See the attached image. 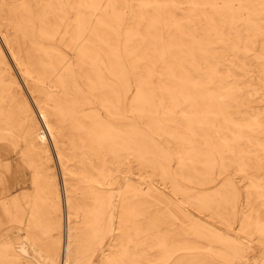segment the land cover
<instances>
[{"label":"rangeland","instance_id":"obj_1","mask_svg":"<svg viewBox=\"0 0 264 264\" xmlns=\"http://www.w3.org/2000/svg\"><path fill=\"white\" fill-rule=\"evenodd\" d=\"M0 155V264H264V0H0Z\"/></svg>","mask_w":264,"mask_h":264},{"label":"bare ground","instance_id":"obj_2","mask_svg":"<svg viewBox=\"0 0 264 264\" xmlns=\"http://www.w3.org/2000/svg\"><path fill=\"white\" fill-rule=\"evenodd\" d=\"M130 179H131V177H130ZM138 179H140L141 180V182H146V183H151V185L153 184L152 182H150L149 180H145V178H138ZM134 180V179H133ZM148 183V184H149ZM160 188V187H159ZM161 191V190H160ZM118 193V192H117ZM119 196V195H118ZM14 204V203H13ZM180 204V203H179ZM182 207V206H181ZM184 207V206H183ZM186 207V206H185ZM14 208V207H13ZM114 208V207H113ZM185 209H187V208H185ZM113 211V210H112ZM194 212V211H193ZM114 213V212H113ZM196 214V213H195ZM200 216V215H199ZM202 217V216H201ZM203 218V217H202ZM205 220V219H204ZM201 223H202V221H201ZM203 224V223H202ZM113 226V220L110 222V228ZM217 231V230H216ZM222 232V231H221ZM240 237V239H242V242L243 241H245V242H247L248 244H250V246H253L252 245V242H250L248 239H246L245 237H243V236H239ZM16 241H18V240H16ZM23 242H28V240L26 239V238H23L21 241H20V243H23ZM235 243V242H234ZM236 244V243H235ZM255 246V245H254ZM7 247V246H6ZM234 247V246H233ZM31 248L33 249V251H34V253H35V255L39 258V260L42 262V263H46V264H56L54 261H51V260H48L46 257H44L42 254H41V252L37 249V248H34L33 246H31ZM246 259V258H245ZM243 261V260H242Z\"/></svg>","mask_w":264,"mask_h":264},{"label":"snow or ice","instance_id":"obj_3","mask_svg":"<svg viewBox=\"0 0 264 264\" xmlns=\"http://www.w3.org/2000/svg\"><path fill=\"white\" fill-rule=\"evenodd\" d=\"M13 168L14 165L11 163L10 159L8 157H3L2 155H0V172L3 173L5 178H8L10 176L11 170ZM99 264H108V261L101 259L99 260Z\"/></svg>","mask_w":264,"mask_h":264}]
</instances>
